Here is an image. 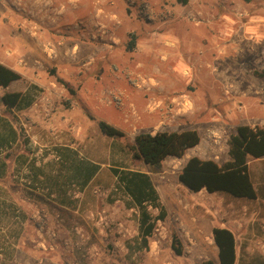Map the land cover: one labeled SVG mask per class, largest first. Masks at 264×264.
<instances>
[{"label":"rangeland","instance_id":"obj_1","mask_svg":"<svg viewBox=\"0 0 264 264\" xmlns=\"http://www.w3.org/2000/svg\"><path fill=\"white\" fill-rule=\"evenodd\" d=\"M49 2L0 0V32H24L39 41L43 58L33 77L48 84L40 87L34 108L22 110L2 103L7 86H0V264H197L202 251L182 242L180 232L185 217L211 211L207 201L189 195L178 175L191 155L223 160L236 125L264 124V0ZM19 46L0 40V53L22 67ZM236 72L248 75L250 84L234 86ZM97 80L109 84L89 86L92 102L83 103L81 89ZM9 85L5 92L23 90L28 81L21 77ZM81 105L87 109H77L75 119L74 107ZM75 120L86 121L76 135L58 125ZM99 120L124 135H104ZM183 129H196L199 143L181 157L165 158L159 172L132 156L139 132ZM248 160L259 187L261 161ZM89 162L99 169L82 186L73 164L82 173ZM112 167L148 171L163 204L169 207L176 197L181 205L183 197L184 216L166 213L142 246L139 211ZM177 242L181 254L172 247Z\"/></svg>","mask_w":264,"mask_h":264},{"label":"trees","instance_id":"obj_2","mask_svg":"<svg viewBox=\"0 0 264 264\" xmlns=\"http://www.w3.org/2000/svg\"><path fill=\"white\" fill-rule=\"evenodd\" d=\"M133 41L129 42V48ZM21 79V75L0 62V86L6 87L10 83ZM24 99L19 91L5 92L1 101L7 107H17ZM100 131L109 137L122 136L123 132L105 121H98ZM200 141V134L196 129L180 131L139 132L134 137L130 150L132 156L141 160L148 171L159 172L162 162L167 157H181L186 150L196 146ZM227 154L229 159L217 162L211 158H201L197 155L189 156L181 167L179 181L190 191L197 192L205 188L208 192H219L233 199L254 201L261 194V187L255 186L250 173L248 159L264 157V124H238L228 138ZM75 172L82 174V186L97 173L99 164L89 162L84 165L81 173L76 164ZM78 165V164H77ZM82 169V167H79ZM118 185L123 188L131 199V205L137 207L138 233L141 245H148V238L152 236L155 222L163 220L166 211L161 203L158 191L148 171L127 167L111 168ZM158 210L152 215L148 209ZM214 243L218 247L219 264H234L236 241L234 233L221 226L212 228ZM175 242V239H174ZM176 254L182 253L180 242L172 245ZM197 264H215L211 258L203 259Z\"/></svg>","mask_w":264,"mask_h":264},{"label":"crops","instance_id":"obj_3","mask_svg":"<svg viewBox=\"0 0 264 264\" xmlns=\"http://www.w3.org/2000/svg\"><path fill=\"white\" fill-rule=\"evenodd\" d=\"M48 38L54 39L55 36L52 35L51 37ZM0 40H2L4 43H10L11 40V45L12 43L17 46L20 45L19 49L22 52L25 63L22 67L10 63L9 58L6 57L3 53H0V62L12 68L13 70L17 71L22 78H26L28 81V85H26L23 90H16L24 94V99L20 103V105L15 108H18L20 110L31 108V106L33 107L32 104L35 102V99L37 98L38 91L41 89L40 87L48 85L39 82L37 78L33 77L35 75V70H36V61H39L40 59L43 58V53L41 52L39 47V41L32 39V37H29V35L24 32H20V33L17 32L12 34L11 36L10 33L5 35L2 34V32H0ZM89 45L91 50L94 47V51L97 55L100 53V51L96 50L95 48L97 47L96 45H94L93 43ZM66 48L67 47L65 46L59 47L58 49L59 55H62ZM213 77L214 78L213 81L211 82V85L213 87L218 86L219 72H217V70L213 71ZM230 80L234 82V86L241 87V86H248V84H250L251 78L246 74L243 77L241 76V74L236 72L234 75H232ZM48 83L54 84V82L51 81H48ZM108 84L109 83L106 80L104 82L97 80V81H92L91 85H87L86 83L85 88H82L84 85H81L82 88L81 90L86 96L84 101L83 100L81 101L83 103L92 102L91 100L87 99L88 98L87 94L93 91V89L88 90L89 86H91V88H93L94 86L96 88L98 87L103 88L108 86ZM9 86L10 85H8L6 88H3L2 93H5V90L8 91ZM70 98L72 99L74 98V102L76 104L78 103L75 95L70 94ZM232 101L233 100L227 102L228 105ZM86 107L87 106L85 105L83 106L81 105L79 107L75 106L74 118L76 119L77 109L81 113H83L86 111L87 109ZM12 108L13 107H11V109ZM38 110H39L38 112L39 114L37 116L39 118H44L45 111L42 109H38ZM228 112H229L227 113L228 116L232 117L233 116L232 110L229 109ZM99 121H103V120H99ZM82 122L85 123L82 124ZM64 124L65 123H63V125L62 124H58V125H61L62 127H67L69 129L68 134H70L71 133L70 130L73 129L72 133L76 135L79 134L80 130L83 129V126L86 125V121L83 120L77 122L75 120L74 122H72V124L71 123L65 125ZM89 125L92 126V123H89ZM63 133H66V131H64ZM201 158H211V156L201 157ZM221 158L223 160H219V158H211V159H214L217 162H222L228 160L229 155L227 154L226 156ZM257 159H260L261 161V167L259 169L260 173L258 177V182L261 187V194L260 196L257 197L256 200L247 202L244 200L233 199L223 193L208 192L206 191L205 188H202L197 192L191 191V194H189L193 198L197 197V199L199 200L207 201L205 210L211 211V215H210L203 213V209H200V213L198 215L199 217H195L194 215H192V213L190 214L191 218L185 217L186 220L184 225L185 231L183 233L180 232V237L182 242H193L194 245H192L191 247L196 248L195 246H198V249L202 251L201 260L211 258L214 260L215 264H219L218 247L214 243V239L212 236V228L214 226H221L230 229L235 235L236 251H235L234 264H264V157ZM248 164H250L249 161ZM160 197L161 196L159 194V198ZM178 200L179 198L176 197L171 198L170 205L168 207L166 204L162 203L163 200L160 198V201L164 205L167 215H170L171 213H176L181 217L184 216V210H182V203L184 199L183 197L180 199L181 205L178 204ZM208 250H210L211 252H209Z\"/></svg>","mask_w":264,"mask_h":264},{"label":"bare ground","instance_id":"obj_4","mask_svg":"<svg viewBox=\"0 0 264 264\" xmlns=\"http://www.w3.org/2000/svg\"><path fill=\"white\" fill-rule=\"evenodd\" d=\"M70 1L73 3V2H75L76 0H70ZM53 4H55V3H54V0H50V2L48 3L49 6H50V5H53Z\"/></svg>","mask_w":264,"mask_h":264}]
</instances>
